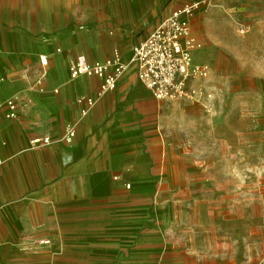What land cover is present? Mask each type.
<instances>
[{"label":"crops","instance_id":"1","mask_svg":"<svg viewBox=\"0 0 264 264\" xmlns=\"http://www.w3.org/2000/svg\"><path fill=\"white\" fill-rule=\"evenodd\" d=\"M162 3L110 0L82 13L73 0H0V264H148L154 254L164 260L169 235L184 249L186 235L207 227L194 210L202 195L174 173L202 170L187 144L202 98L155 99L131 62ZM192 28L199 37L196 20ZM114 48L125 67L116 88L82 116L77 97L94 95L100 79L71 78L69 61H101ZM42 54L49 60L40 89ZM8 100L19 105L14 119L4 116ZM34 136L51 141L30 148Z\"/></svg>","mask_w":264,"mask_h":264},{"label":"rangeland","instance_id":"2","mask_svg":"<svg viewBox=\"0 0 264 264\" xmlns=\"http://www.w3.org/2000/svg\"><path fill=\"white\" fill-rule=\"evenodd\" d=\"M73 1L83 13L110 0ZM190 1L200 0H165L156 20ZM193 20L208 75L187 144L203 167L174 173L202 195L194 210L207 227L186 235L184 249L169 235L164 260L148 264H264V0H206Z\"/></svg>","mask_w":264,"mask_h":264},{"label":"built area","instance_id":"3","mask_svg":"<svg viewBox=\"0 0 264 264\" xmlns=\"http://www.w3.org/2000/svg\"><path fill=\"white\" fill-rule=\"evenodd\" d=\"M205 7L206 0L190 1L176 7L161 18L153 31L133 47L131 62L136 67L137 77L150 89L155 99L179 101L198 99L201 95L202 88L195 87L193 83L207 77L208 67L194 62V55L203 47V42L193 31L192 20L194 14ZM48 60L47 55H39L41 68L35 74L33 85L40 89L46 75ZM124 68L119 61L117 48H114L113 56L101 61L91 62L84 54L71 57L68 64V74L71 78L87 75L100 79L94 95L77 97V101L83 105L80 111L82 116L88 113L91 106L105 92L116 88ZM5 108L6 118L14 119L18 116L19 105L16 101L8 100ZM75 125V121L66 125L65 142H70L75 136ZM50 141L49 136H34L29 140V147L38 148ZM1 164L0 159V166ZM114 178L121 179L122 175ZM125 187L129 188L130 184L126 183Z\"/></svg>","mask_w":264,"mask_h":264}]
</instances>
